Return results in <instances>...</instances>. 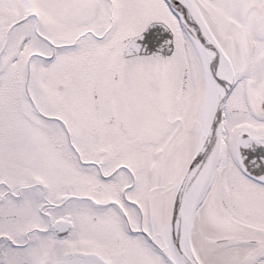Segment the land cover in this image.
<instances>
[{"label":"snow or ice","instance_id":"obj_1","mask_svg":"<svg viewBox=\"0 0 264 264\" xmlns=\"http://www.w3.org/2000/svg\"><path fill=\"white\" fill-rule=\"evenodd\" d=\"M0 264H264V0H0Z\"/></svg>","mask_w":264,"mask_h":264}]
</instances>
